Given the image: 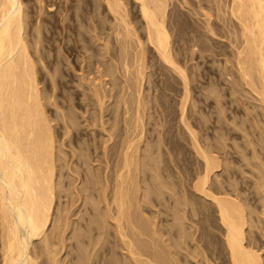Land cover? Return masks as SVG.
<instances>
[{"label":"rangeland","instance_id":"1","mask_svg":"<svg viewBox=\"0 0 264 264\" xmlns=\"http://www.w3.org/2000/svg\"><path fill=\"white\" fill-rule=\"evenodd\" d=\"M21 1L26 14L23 26L24 37L29 48V55L34 61L43 111L50 123L54 147H56L52 164L54 192L56 195L59 194L55 201L52 224L46 235L48 239L40 240L32 247L36 263L52 264V260L57 257L60 261L56 264H84L85 256L86 258L90 257L91 263L94 261L95 264L126 263L123 251L117 245L118 238L115 237L114 229L111 227L106 229L103 218L98 215L99 213L92 211V204L95 205L96 200L93 201L94 199L87 197V203L84 200L79 202L77 195L74 194V197L71 198V193H69L72 191L71 185L73 186L70 183L71 178L80 177L82 180L83 176L85 178L87 174L91 176L97 167L100 168V173H102V169L106 168L104 163L94 161L97 160V154L101 157L102 152L101 148L96 149L102 139L99 136L100 130L98 132V128H96L98 125L93 123L95 127L93 124L90 127L92 122L84 120L85 117L89 118L92 112L97 111L96 104L91 97L95 87L105 86L104 83L100 84L98 81L104 74L108 76L106 88L107 90L109 88L110 95L107 106L112 112L108 117V122L109 125L117 124L114 129L117 133H114L118 135V130L123 125L119 116L121 103L118 95L121 90L124 91L123 94L126 93L124 96H126L129 112L128 117L124 118L127 122L124 125L128 126H125L127 131L126 128L124 129L129 135H125L128 141L139 139L136 138L141 133V125L145 124L146 128L145 139L138 140L139 143L136 142L141 149V160L132 166V175L139 179V185L146 198L141 202L143 213L137 212L133 207L135 203H132V211L134 214L136 213V216H133V222L139 227L137 222L139 217L144 221L142 222L140 219L143 225L147 219L155 221L166 245L171 247L172 234L178 229L173 217L176 200V198L173 199V196L177 195V200L178 198L181 200L178 202H183L185 191H191L190 187L196 179V175L201 172V160L197 156L194 146L197 143L204 149L209 147L211 153L213 152V155L221 163L217 174L221 172V176L218 178L219 181H223V187H229L227 185L231 184L230 189L236 190L237 187L236 191L238 192L242 188L244 195L250 197L249 200H253L251 203L254 205L249 203L250 201L246 202L247 205L250 204L254 207L249 206V211L246 210L247 213L254 211V214L251 215L254 218H251L253 231L250 228L247 231L248 233L254 232L252 234L254 237L256 236L257 246L264 250V216L260 213L261 210L264 211V195L262 196L264 178L258 172L260 168L258 163L264 160H260L259 157L258 160L256 159L257 154H261L260 158H264L262 156L264 155V110L241 80L235 64L239 40L237 37H231L230 33L228 34L227 26L229 24L227 21H223V14L215 10L213 3L210 0L167 1L169 14L167 26L171 49L177 64L186 71L190 78V95L185 101V118L182 121L184 89L181 79L155 56L152 48L146 45L145 64L148 67L146 70L148 78L141 94L143 103L140 110L144 119V123H141L142 120L136 122L134 116L135 87H137L134 80V67L124 78L121 66L123 56H126L131 65L136 42L131 36L128 39H121L125 34L123 29L125 24L120 23L121 18L120 20L115 19V16L108 10L106 1ZM120 1L123 8L129 11L127 21L131 23L134 31H137L144 41L146 35L137 5L133 0ZM205 13L212 16L214 34L206 30ZM126 42L130 43V48L126 50L127 53H124V47L127 48ZM100 81L102 82V80ZM117 105L120 106L117 111L119 114H115ZM88 115L90 116L88 117ZM68 116L75 120V126L80 129L81 134L76 135L75 131L67 134L63 127L64 120ZM188 129L195 134L196 143ZM252 152L257 154L254 155ZM73 153L77 154L78 158L72 159ZM86 154L89 156L90 169L82 161ZM254 156L256 158H253ZM60 158L66 162H62L64 165L59 161ZM72 160L78 165L73 164ZM62 165L65 168L61 169ZM67 165L73 170L75 168L79 175H73L70 171L71 168H68ZM254 165H257L258 168ZM252 166L257 168V171ZM262 166L260 170L263 171L264 166L263 168ZM112 169L111 164L107 171L111 176L114 173ZM225 170L226 172H224ZM227 172L231 176H229L231 183L230 179H227L228 175H225ZM233 174H236L235 177ZM263 174L264 172H262ZM225 176L226 179H224ZM156 177L157 179H154ZM134 181L136 183V180ZM83 183L82 181V184L76 186L78 188L85 187L86 183L84 185ZM135 183L132 185L133 191L136 189ZM258 184L260 185L258 186ZM231 186L234 188L232 189ZM257 187H259L258 190ZM260 188L263 189L260 190ZM227 189L229 190V188ZM93 191L95 192V190ZM89 192L86 194L94 196L92 194L94 192ZM242 193H239L241 197ZM247 197L246 199H248ZM70 200H77L78 203L76 201V204L74 201L72 205ZM195 200L187 201L186 199L189 204L186 211L192 212L189 214L191 216L196 214V209L202 210L203 208V212L208 210L206 204L205 207ZM190 203L193 205L192 207ZM100 207L102 208V206ZM100 207L98 206V208ZM85 208L88 211L91 210V213L85 214V220L78 221L82 215H78L76 211L79 214L83 211L87 213ZM71 210L78 217H76L77 215L73 217ZM209 212L205 211L204 213L207 217L213 218H210L211 221L207 218L203 223L205 228L202 230L198 226L200 232H197V236L206 233L204 235L206 240L202 244L207 250L206 253L208 252L210 255L208 257L212 258L213 256L215 259L216 253L218 254L222 250L223 244L221 233L212 226V223L217 225L216 213L208 215ZM203 216L196 215L195 221H201L200 218H204ZM82 218L84 219V217ZM76 221L77 224H75ZM73 223L74 225H72ZM102 226L105 227L102 228ZM192 226L193 232L197 226L195 224ZM132 229L135 232L131 234L137 239L139 230ZM252 234L248 235L249 238L252 237ZM139 237L142 242L144 238L147 239L145 243L148 244L147 241L150 238ZM145 243L143 242V244ZM262 253L264 254V251ZM1 260L2 234L0 230V264ZM85 264L87 263L85 262ZM206 264L209 263L206 262Z\"/></svg>","mask_w":264,"mask_h":264},{"label":"bare ground","instance_id":"2","mask_svg":"<svg viewBox=\"0 0 264 264\" xmlns=\"http://www.w3.org/2000/svg\"><path fill=\"white\" fill-rule=\"evenodd\" d=\"M105 1L108 10L115 16V19L120 20L121 18L120 23L123 25L125 24L123 28L125 34L121 39H128V37L131 36L136 42L134 53L131 58V65L128 63L129 60L127 61L126 56H123L121 63L124 78L129 75L130 69L134 67L135 70L134 80L137 87H135L136 91L134 90L136 95L134 116L136 122L137 120H142L141 123H144L140 106L143 103L141 102L142 89L148 78L146 73L148 67H146L145 64L146 45L152 48L155 52V56H157L165 66L180 77L184 89V103H182L183 108L181 113L182 121H184V105L190 95V78L186 71L177 64L171 49L170 34L167 26L169 19V14L167 12L168 0H133L138 7L141 21L143 22V30L146 35L144 41H142L138 32L134 31L131 23L127 21L129 18V11L123 8L121 1ZM210 2L213 3L218 13L223 14V21H227L229 24L227 26L229 30L228 34L230 33L231 37H237L239 40L235 54L236 67L242 78L241 80H243L245 86L255 96L253 97L257 100V103L262 105L263 108L260 107L264 110V0H210ZM24 8L21 0H0L1 264H37V260L34 259V255L32 254V247L36 242L48 239L46 235L52 224L55 201H57L59 195H56L54 192L52 164L56 147H54L50 123L43 111L34 61H32L29 55V48L25 41L26 38L24 37L25 32H23V26L26 17L25 11L23 10ZM204 16L206 20V30L214 34L215 28L212 22V16L209 13H205ZM118 38H120L119 35ZM129 42H126L127 48L124 47V53L130 48ZM107 77L106 74L101 76L100 80H102V82L98 79L100 84L104 83L105 86L101 85L100 87L99 84L100 88L94 86L95 89H93L91 98H93L96 104L97 111L91 114L89 112L91 116L88 115V117H90H85L84 119L85 122L86 120L92 122L90 123V127L93 123L98 125L96 128H98V132L100 130L99 136H101L102 139L96 149L101 148L100 150L102 152L101 157L97 154V160L94 161L104 163L106 168L102 169V173H100V168L97 167L96 169L98 171L93 169V174L91 176L87 174L85 178L83 176L82 180L80 177L77 179L76 177L74 179L71 178L70 183H72L73 186L69 184L72 187V191L69 193H71V198L74 197V194L75 196L77 195L79 202L84 200V202L87 203V197L92 198V200L94 199L93 201L96 200V204H92V211L99 213L98 215L103 218L104 224L106 225V227H104L106 229L107 227L114 229L115 237L118 238L117 245H119V248H121L124 254L125 264H206V262L209 264H264V254L262 253L264 250L257 246L258 241H256V236L254 237L253 235L254 232H252L253 234L249 232L252 234V237L249 238L248 235L250 234L247 231L249 228L253 231L251 220L254 218L251 215L254 214V211L247 213L252 205H247L246 202L248 203L250 201L249 203H251L253 200H249L250 197L248 198L244 195V190L242 188L243 191L240 190L243 193L240 190L239 192L236 191L238 189L237 187L236 190H231V184H226L229 187H223V181H219L218 178L221 176V172L217 174L220 170L221 163L216 156L213 155V152L211 153L209 147L208 149H204L196 143L195 134L190 129H188L189 133L196 143L194 145L196 154L201 160V172H197L198 175H196L197 177H195L196 179L190 187L191 191L188 192L185 189L184 198H182L183 202H178L180 199L178 198L177 200V195L173 196L174 200L176 198L173 217L176 224L175 226L178 229L172 234L173 239L171 240V247L166 245V241L163 240L160 229L155 221L147 219L143 225L139 217L137 221L139 227L133 222L132 219L134 218L133 216H136V213L134 214L132 211V203H135L133 207H135L137 212L143 213L141 202L146 198L145 193L142 192V188L139 185V179L137 176L132 175V166L136 165L137 162L141 160V149H139L137 144L139 143L138 140L143 141L142 139H145L146 128L144 127L145 124L141 125V133H139L140 135L136 138L139 139L136 141L135 139L130 142L128 141L127 136H125L127 134L126 127L128 126L124 125L126 122L124 118L129 112L125 99L126 96H124L126 93L123 94L124 91L121 90L118 95L121 103L120 114L117 112L120 108V106H118L119 104L116 106L115 114H119L120 121L123 125L118 130L121 134L119 132L118 135L115 134L117 131L115 132L114 129L117 124L115 123V125H113L112 123V125H109L108 122V117L112 112H110L107 106V100L110 98L108 93L109 88L108 90L106 88ZM126 90H128L127 87ZM143 110L146 112L144 107ZM74 122L75 120L70 116L66 117L64 120L63 128H65L67 134L73 131H75L74 133L76 135L82 133L80 129L75 126ZM95 125L93 124L94 127ZM88 126L89 124L87 127ZM125 128L126 131L124 130ZM95 136L97 137V134ZM115 138H118V140H115ZM131 138L133 139L132 136ZM136 142L138 143L136 144ZM147 144L149 145V143ZM250 145H252V143ZM252 153L254 154V152ZM255 154L257 153L255 152ZM258 155L259 154L256 155L257 158L256 156L253 158L258 160L259 157L260 160H264V158H260L261 154ZM82 156L84 155L82 154ZM75 157L78 158V155L73 153L72 159ZM88 158L89 156L86 154L82 161H84L83 164L88 165L90 169ZM62 160V158L59 160L61 164L66 163ZM72 161V163L75 164L74 160ZM261 163H258L260 164V168L262 165L264 166V161H261ZM111 164L112 170L114 171L113 176L109 175L107 172ZM63 165L60 167L61 169L65 168ZM254 166L257 167V165ZM68 168L71 167L69 166ZM253 168L255 169V167ZM260 168L258 172L264 178V174L262 175L264 168L263 171L262 169L260 170ZM70 171L73 175H79V172H77L75 168L74 170L71 168ZM224 172H226V170ZM225 175L227 176L228 172ZM226 176L225 178H220L226 179ZM229 176L230 175L227 176L228 180L231 177ZM157 177L154 179H157ZM134 180H136V183ZM232 180L234 182V179ZM82 181L86 183L85 187L78 188V184H82ZM229 182L231 183V179ZM259 182H261V180H259ZM134 183L136 187L135 191L132 190V185ZM87 184H90L89 187ZM259 185L260 184H258V186ZM233 186H231L232 189L234 188ZM109 188L110 191L108 192ZM227 188H229V190ZM258 188L259 187H257V190ZM262 189L263 188H260V190ZM93 190H95V192ZM88 191H90L89 193L94 192L92 193L94 196L86 194ZM239 193H242V197ZM263 193L264 192H262V196L264 195ZM246 197L248 199H246ZM186 199L187 201L196 199L195 202L198 201L199 204H203V206L206 204L207 209L211 211L205 210L209 212L208 215L214 212L216 213L217 225L212 223V226L216 227L221 233V242L223 246L222 250L218 254L216 253L215 259L213 256L212 258L208 257L210 255H208V252L206 253L207 250L204 249L202 244L205 242L204 240H206L204 238L206 233H201L197 236L199 227L200 230L205 228L203 223L207 218L209 220L213 217H207L204 213L205 211H202L203 208L202 210L196 209V214H193V216L189 215L192 214V212L189 213V211H186L188 209L187 205H189ZM74 201L76 203L77 200ZM74 201L70 200L71 204L72 202L74 203ZM96 205L99 207L102 206V208L100 207V209ZM190 205L191 207L193 206L191 203ZM246 206L250 207L248 208ZM71 212H73V217L77 214L82 215L79 217V221L81 219L85 220V214L89 215L91 210H86L87 213L83 211L81 214L76 211L77 214L75 215L73 210H71ZM260 213L264 216L263 210H261ZM78 215L76 217H78ZM196 215H198V217L204 215V218L201 217V221H195ZM82 217H84V219ZM142 222L144 221L142 220ZM74 223L72 225H74ZM75 224H77V221ZM189 224H191V226H189ZM192 224L197 226L193 232ZM104 227L102 226V228ZM132 228L139 230L137 239L132 235V232H135L132 231ZM139 236H147L150 238L147 241L148 244L145 243L147 239L145 240V238L142 237L145 243L143 244ZM139 239L140 241H138ZM192 243H195V245H192ZM213 255L215 256V254ZM89 258L85 256L83 261L87 264H95L94 261L91 263V258L90 260ZM167 258L169 259L168 262ZM57 259V257L53 259L52 264H56L60 261V259Z\"/></svg>","mask_w":264,"mask_h":264}]
</instances>
